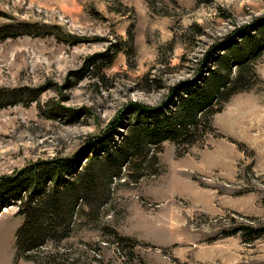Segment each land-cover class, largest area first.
I'll return each instance as SVG.
<instances>
[{
	"label": "rangeland",
	"instance_id": "rangeland-1",
	"mask_svg": "<svg viewBox=\"0 0 264 264\" xmlns=\"http://www.w3.org/2000/svg\"><path fill=\"white\" fill-rule=\"evenodd\" d=\"M146 1L0 0V25L45 32L0 40V88L38 91L0 108V175L74 153L126 104L156 105L168 87L214 71L204 58L214 47L229 57L235 43L224 67L235 75L244 60L248 83L214 113L213 129L184 148L166 142L156 175L114 180L107 203L76 217L61 247L77 264H264V235L231 233L264 225V28L245 44L264 23V0ZM21 222L15 206L0 213V264H43L16 256Z\"/></svg>",
	"mask_w": 264,
	"mask_h": 264
},
{
	"label": "trees",
	"instance_id": "trees-1",
	"mask_svg": "<svg viewBox=\"0 0 264 264\" xmlns=\"http://www.w3.org/2000/svg\"><path fill=\"white\" fill-rule=\"evenodd\" d=\"M146 2L153 8L149 0ZM263 25L254 28L245 44L252 47L253 36L259 28H264ZM236 32L238 28L229 37L238 35ZM44 33V25L27 21L0 25V40ZM229 48L231 53L227 57L214 47L215 54L204 59L213 62L217 68L213 71L207 67V73L197 71L168 87L167 96L160 103L153 106L126 104L74 153L32 160L1 174L0 212L4 207L14 205L16 214L22 217L15 234L16 256L43 264H77L79 258L70 261L61 247L75 218L96 216L109 200L114 180L137 182L146 175H156L158 170L151 168L158 165V153L164 144L168 142L183 148L194 144L202 132L213 129L211 118L214 113L248 83L249 71L245 70L248 65L244 60L236 62L235 75L224 67L228 58H235L241 46L233 43ZM119 49L121 47L116 48ZM150 80L147 85L154 84L155 79ZM37 92L25 88H0V108L35 101ZM245 228L253 238L264 235V225H239L231 233ZM109 233L118 245L128 242L134 248L129 237L112 228ZM48 242L52 243V248L42 251Z\"/></svg>",
	"mask_w": 264,
	"mask_h": 264
}]
</instances>
